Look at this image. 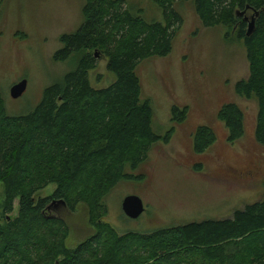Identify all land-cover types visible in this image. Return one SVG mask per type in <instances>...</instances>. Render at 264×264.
<instances>
[{
    "label": "trees",
    "instance_id": "obj_1",
    "mask_svg": "<svg viewBox=\"0 0 264 264\" xmlns=\"http://www.w3.org/2000/svg\"><path fill=\"white\" fill-rule=\"evenodd\" d=\"M154 1L163 9L165 23L147 21L134 6L125 7L127 0H85L84 23L62 35L63 47L55 54L59 62L74 57V70L47 87L42 102L25 115H9L0 91L3 211L13 212L18 199L20 204L13 222H0V264H48V256L51 264H264V193L232 218L128 234L97 222L98 230L76 249L66 246L65 220L45 213L53 199L70 211L84 203L93 222L121 181L143 180L131 172L146 162L150 148L161 138L169 141L153 130V106L142 97L137 68L171 52L183 21L175 4L184 0ZM193 1L205 26L231 27L246 46L250 74L235 88L238 95L257 100L255 135L264 146V0ZM236 8L247 12L240 15ZM249 12H258L251 35ZM95 52L108 59V70L116 76L102 89L90 81L98 64ZM187 115L188 108L173 110L175 121ZM219 117L231 143L243 137L245 121L237 104H226ZM216 141L213 129L202 126L195 134V150L203 153ZM51 184L57 186L55 192L42 198Z\"/></svg>",
    "mask_w": 264,
    "mask_h": 264
},
{
    "label": "rangeland",
    "instance_id": "obj_2",
    "mask_svg": "<svg viewBox=\"0 0 264 264\" xmlns=\"http://www.w3.org/2000/svg\"><path fill=\"white\" fill-rule=\"evenodd\" d=\"M84 5L85 0H0V91L9 115L35 110L46 88L74 70V57L59 62L55 54L63 47L62 35L76 32L84 23ZM130 5L149 22H166L163 9L154 0H127L125 7ZM175 10L183 21L173 36L171 52L144 60L137 68L142 97L153 106V130L170 139L161 138L150 148L146 162L131 172L143 175V180L121 181L105 199V211L93 222L84 203L70 214L46 213L65 220L70 249L94 234L97 222L128 234L232 218L236 210L258 202L264 193V146L255 135L259 105L255 99L238 95L235 88L250 74L246 46L231 27L205 26L193 0L176 2ZM96 58L90 81L96 89L106 88L116 76L108 70L107 58ZM24 80L26 91L14 98L12 87ZM230 103L241 108L245 121V133L234 143L219 117ZM175 107L188 108L184 121L174 120ZM205 125L213 129L217 141L199 154L195 134ZM199 165L200 171L196 170ZM56 188L51 184L40 196L49 197ZM129 196L143 201L145 211L138 218L124 212L123 203ZM4 200L0 182V222L7 216L13 222L19 199L11 214L3 211ZM47 261L51 264L50 256Z\"/></svg>",
    "mask_w": 264,
    "mask_h": 264
},
{
    "label": "water",
    "instance_id": "obj_3",
    "mask_svg": "<svg viewBox=\"0 0 264 264\" xmlns=\"http://www.w3.org/2000/svg\"><path fill=\"white\" fill-rule=\"evenodd\" d=\"M246 12L247 10L243 12H238V14L243 15ZM257 15H258V12H256L255 15L251 17L252 20L249 22V25H248V35H251L254 31ZM99 55L100 54L96 52L95 56L98 57ZM26 88H27L26 80L19 82L12 87L11 95L14 98H19L24 94V92L26 91ZM123 209H124V212L127 214V216H129L130 218H138L145 211V207H144L142 199H140L137 196L127 197L123 203Z\"/></svg>",
    "mask_w": 264,
    "mask_h": 264
},
{
    "label": "flooded vegetation",
    "instance_id": "obj_4",
    "mask_svg": "<svg viewBox=\"0 0 264 264\" xmlns=\"http://www.w3.org/2000/svg\"><path fill=\"white\" fill-rule=\"evenodd\" d=\"M14 204H15V202H14ZM18 205H19V207H20V204L18 203ZM16 210V208L13 210V212ZM53 210L55 211V212H57L59 215L62 213V212H67V213H69V211H70V209L68 208V206L66 205V203H64L63 201H59V200H55V199H53L52 201H51V203H49L48 205H47V209H46V211H45V213H51L50 211H52L53 212ZM13 212H11V213H13ZM10 213V214H11ZM18 214H19V211H18ZM70 214V213H69ZM9 216H7L6 217V219L8 220L9 218H8ZM54 217V216H53Z\"/></svg>",
    "mask_w": 264,
    "mask_h": 264
}]
</instances>
